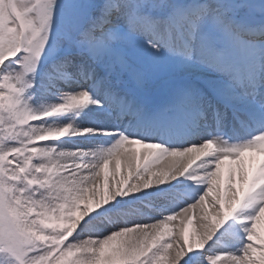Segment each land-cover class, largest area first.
<instances>
[{"label":"snow or ice","instance_id":"6c2138e0","mask_svg":"<svg viewBox=\"0 0 264 264\" xmlns=\"http://www.w3.org/2000/svg\"><path fill=\"white\" fill-rule=\"evenodd\" d=\"M0 264H264V0H0Z\"/></svg>","mask_w":264,"mask_h":264}]
</instances>
